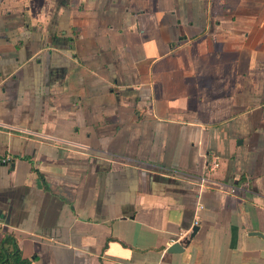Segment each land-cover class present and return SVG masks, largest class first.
Wrapping results in <instances>:
<instances>
[{
    "label": "crops",
    "instance_id": "crops-1",
    "mask_svg": "<svg viewBox=\"0 0 264 264\" xmlns=\"http://www.w3.org/2000/svg\"><path fill=\"white\" fill-rule=\"evenodd\" d=\"M0 224L32 264H264V0H0Z\"/></svg>",
    "mask_w": 264,
    "mask_h": 264
},
{
    "label": "trees",
    "instance_id": "trees-1",
    "mask_svg": "<svg viewBox=\"0 0 264 264\" xmlns=\"http://www.w3.org/2000/svg\"><path fill=\"white\" fill-rule=\"evenodd\" d=\"M0 264H32V261L23 257L15 237L7 234L0 243Z\"/></svg>",
    "mask_w": 264,
    "mask_h": 264
},
{
    "label": "water",
    "instance_id": "water-1",
    "mask_svg": "<svg viewBox=\"0 0 264 264\" xmlns=\"http://www.w3.org/2000/svg\"><path fill=\"white\" fill-rule=\"evenodd\" d=\"M195 231H196V229H195ZM256 234L264 237L261 233H256ZM182 250H184L183 242H179V243L174 244L172 247H170L168 252L169 253H179Z\"/></svg>",
    "mask_w": 264,
    "mask_h": 264
},
{
    "label": "built area",
    "instance_id": "built-area-1",
    "mask_svg": "<svg viewBox=\"0 0 264 264\" xmlns=\"http://www.w3.org/2000/svg\"><path fill=\"white\" fill-rule=\"evenodd\" d=\"M220 167V163L218 161L214 162V165L212 167V169H217ZM204 181V179H202ZM196 224H198V222H196ZM0 228H1V224H0ZM179 238V237H178Z\"/></svg>",
    "mask_w": 264,
    "mask_h": 264
}]
</instances>
